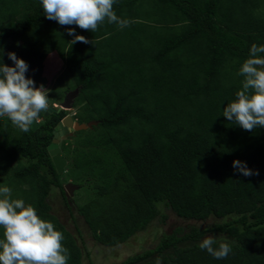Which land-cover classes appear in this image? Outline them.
Here are the masks:
<instances>
[{
    "label": "trees",
    "instance_id": "16d2710c",
    "mask_svg": "<svg viewBox=\"0 0 264 264\" xmlns=\"http://www.w3.org/2000/svg\"><path fill=\"white\" fill-rule=\"evenodd\" d=\"M113 11L129 26L105 19L91 32L47 19L41 0H0L3 63L14 66L15 52L26 78L46 87L44 62L56 53L73 81L64 93L77 89L75 119L96 123L72 137L104 139L100 152L61 141L57 172L47 146L65 111L41 113L28 132L0 117V187L63 234L67 264H82V250L51 214L55 190L102 247L155 226L151 243L118 264H264V127L249 132L223 116L251 46L264 45V0H114ZM69 28L90 43L71 44ZM234 160L259 174L243 176ZM209 235L215 248L230 244L226 258L199 247Z\"/></svg>",
    "mask_w": 264,
    "mask_h": 264
},
{
    "label": "clouds",
    "instance_id": "9594fccd",
    "mask_svg": "<svg viewBox=\"0 0 264 264\" xmlns=\"http://www.w3.org/2000/svg\"><path fill=\"white\" fill-rule=\"evenodd\" d=\"M41 2L46 18L62 26L77 25L80 29L94 32L105 19L108 23L118 24L120 28L129 26L128 20L120 19L113 11L114 0ZM68 35L74 36L71 44L90 43L86 37L76 35L73 28L68 29ZM3 52L0 47V117L7 116L23 132H28L33 124L42 121L39 117L41 113L48 115L54 111H65L67 114L63 118L70 116L73 121L78 122L68 113L75 108L72 102L77 95V89L73 96L75 90L67 93L60 106H49V90L43 84L36 87L33 79L26 78L29 65L18 58L15 52H8V58L14 63V66H8L2 61ZM261 53H264V45L251 46L250 57L238 73L245 77L242 90L236 93V101L228 103L223 109V116L229 122L249 132L264 127V57L259 55ZM68 98L71 107L62 108L61 105ZM59 130L61 129H54L56 132ZM66 132L62 134L63 139L67 138ZM233 169L245 177L259 174L258 170L249 169L246 162L240 160L233 161ZM67 183L73 184L71 181ZM74 186L77 190V186ZM10 194L11 189L8 186L0 187V196L3 197L0 198V227L4 229V239H0V264H67L70 253L61 243L64 240L63 234L55 230L51 222L42 220L34 207L25 206L20 199L11 200ZM217 243V237L209 235L199 247L206 249L216 259L226 258L232 251L230 244L220 242L219 247L215 248Z\"/></svg>",
    "mask_w": 264,
    "mask_h": 264
},
{
    "label": "rangeland",
    "instance_id": "374dc122",
    "mask_svg": "<svg viewBox=\"0 0 264 264\" xmlns=\"http://www.w3.org/2000/svg\"><path fill=\"white\" fill-rule=\"evenodd\" d=\"M43 76L46 78V89L48 92V104L49 106H60L65 98L64 90L69 85L73 84L69 76L66 73L65 66L59 59L56 53H50L44 62ZM79 107H75L68 113L75 118ZM68 143L71 144L69 149H74L82 146H90L93 152H100L104 149L101 148L104 144V139L95 140L89 133H83L80 137H68ZM63 139V140H66ZM62 139L59 140L58 148ZM78 149V148H77ZM109 154V153H108ZM60 156H62L60 152ZM110 156L107 155L102 158V161H106ZM65 167V166H64ZM63 167V169H64ZM78 190V189H77ZM76 189L73 190L74 197ZM84 196H80L77 200L78 204H83ZM53 211L51 214L57 215V217L66 224V228L74 235L77 240V244L82 250V264H118L125 260L127 256L137 252L139 246L147 245L151 243V238L154 235L155 226L151 225L146 231L140 232L132 237L126 244L108 249L100 246L96 241L90 237L89 230L85 227V223L82 218L75 213V221L68 216L67 209L63 206L58 191L55 190L54 196L50 200ZM73 209H75L73 207Z\"/></svg>",
    "mask_w": 264,
    "mask_h": 264
},
{
    "label": "water",
    "instance_id": "95a60500",
    "mask_svg": "<svg viewBox=\"0 0 264 264\" xmlns=\"http://www.w3.org/2000/svg\"><path fill=\"white\" fill-rule=\"evenodd\" d=\"M75 93H76V90L73 92L72 96ZM70 97H71V95H70ZM70 103H71L70 98H68L66 100V102H64L61 105V107L62 108H70L71 107ZM46 115H47V113H46ZM95 124H96L95 122L78 123L76 121H73V119L70 116H66L65 118H63L60 121V123L57 125V127L55 129L56 130L61 129V130H59L57 132L54 131L53 139H52L51 143L47 146L48 154H49L51 161H52L57 172H61V170L63 169V167L65 165V160L59 155V149L57 146L59 139L64 138L62 136V134L65 133L66 131H68L70 133L84 131V130L91 128V126L95 125ZM64 189L69 196H72L73 190H75L76 187L71 183H67L64 186Z\"/></svg>",
    "mask_w": 264,
    "mask_h": 264
},
{
    "label": "flooded vegetation",
    "instance_id": "af4514ba",
    "mask_svg": "<svg viewBox=\"0 0 264 264\" xmlns=\"http://www.w3.org/2000/svg\"><path fill=\"white\" fill-rule=\"evenodd\" d=\"M39 117H40V116H39ZM41 120H42V119H41ZM67 132H68V131H67ZM67 132H66V133H67ZM73 133H74V132H72V133L68 132V133L66 134V135H67V138H68V137H72Z\"/></svg>",
    "mask_w": 264,
    "mask_h": 264
}]
</instances>
